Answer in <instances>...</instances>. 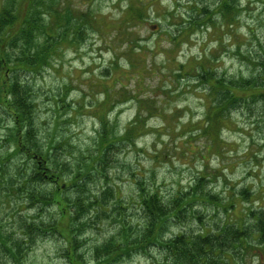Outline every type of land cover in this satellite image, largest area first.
<instances>
[{
	"label": "rangeland",
	"instance_id": "374dc122",
	"mask_svg": "<svg viewBox=\"0 0 264 264\" xmlns=\"http://www.w3.org/2000/svg\"><path fill=\"white\" fill-rule=\"evenodd\" d=\"M11 1L0 0V9ZM220 1L41 0L61 15L53 30L57 39L46 42L52 51L48 64L18 79L30 89V133L45 149V167L54 176L47 180L48 190L57 183L63 188L57 198L78 214L63 216L61 206L46 205L44 225H57V232L48 229L34 242L21 236L26 246L2 253V264H71L63 236L69 238L72 228L78 230L77 261L98 264L95 247L117 236L124 224L135 232L146 227L145 192L158 193L166 203L199 188L200 177L205 193L230 208L232 219L241 220L245 209L264 211V101L259 96L264 72L255 67L264 57V0H234L231 17L216 15L208 28L186 26L197 16L192 4ZM66 18L70 28H64ZM207 69L238 86H256L247 92L239 88L238 95L252 98L216 125L208 119L212 97L201 80ZM0 119H6L1 111ZM2 124L0 134L5 135ZM102 133L111 149L98 146ZM98 153L105 160L102 168L95 166ZM244 189L253 193L248 201L240 195ZM91 191L99 197L96 203L105 202L103 210L90 200ZM204 205L195 209L214 227L224 213ZM10 210L2 215L18 237L22 233ZM215 210L219 214L211 219ZM72 218L77 219L70 228ZM193 223L188 217L174 222L170 235L197 230L200 226ZM156 245L138 244L104 264H169ZM248 253L243 264H264V243Z\"/></svg>",
	"mask_w": 264,
	"mask_h": 264
},
{
	"label": "trees",
	"instance_id": "16d2710c",
	"mask_svg": "<svg viewBox=\"0 0 264 264\" xmlns=\"http://www.w3.org/2000/svg\"><path fill=\"white\" fill-rule=\"evenodd\" d=\"M23 2H26L28 6L26 8L21 6L18 9ZM233 2L234 0H221L215 5L192 4L190 7L196 10L197 16L187 21L186 26L208 28L214 22L213 18L216 15L224 18L231 17L234 12ZM129 10L132 12L134 6H130ZM52 17H55L54 21ZM49 18H51L50 21H48ZM60 18V13L54 9L52 3L43 4L41 0H12L0 9V111L6 118L0 119V122L2 124L5 120L10 121L5 126L2 124L7 133L0 134V256L2 253L11 255L13 250L21 252L26 246V238L34 242L33 238L46 233L48 229L51 233L57 232V225L50 227L44 225L42 215L46 212L44 209L46 205H55L59 208L61 206L63 216L67 215V212L70 217L78 214L77 210L75 213L69 208L65 209V206L69 204H62L57 198L59 193L56 191L60 192L63 189L59 188L57 183V187L54 186L52 191L48 190L47 180L54 176H51L50 169L45 167L47 166L45 149L38 141H35V137L30 133L31 100L27 96L30 89L18 79V75L22 72L38 71L48 64L52 51L51 46L46 42L57 39L53 30L60 23ZM226 23L228 27L232 26L227 21ZM72 25L70 22L67 24L66 18L64 28H70ZM76 32H71V35L75 37ZM255 67L264 72V57ZM202 73L201 80H206L209 94L212 97L208 119H212L213 125L223 119L224 114L232 111L237 105L240 107L245 105L252 98L253 95L245 97L238 95L239 88L245 92L254 91L256 88V86L250 87L249 83L238 86L227 82L223 77L216 76L213 70L207 69ZM259 96L264 101V85L261 87ZM101 121L104 124L103 119ZM131 131L132 129L125 136L129 137ZM100 137L98 146L101 145L102 149H111L112 143L105 141L107 137L103 133ZM97 156L95 166L102 168L105 160L101 159L100 153ZM95 166L93 170L96 169ZM91 171L88 169L87 173ZM87 178L89 181L92 180ZM204 179L200 177L199 182L202 183L199 188L192 187L186 193H178L173 197L172 202L161 201L159 194L151 190L145 192L141 206L145 207L147 214L146 227L135 232L133 226L124 224L117 236H111L102 245L95 247L96 262L98 264L115 262L118 257L129 253L131 248L145 243V245L159 244L156 246L164 251L169 264H243L249 254V249L256 244L264 243V211L242 209L244 217L241 220L232 219L230 208L222 204L217 196L205 193ZM201 190L203 193H200ZM89 195L92 196L90 200L95 203L96 209L103 210L105 202L96 203L99 197L92 194V191ZM196 195L203 196L195 199ZM240 195L248 201L253 193L251 190L244 189ZM77 196H80V193L77 192ZM14 201L17 205L12 207ZM225 202L232 201L229 199ZM198 203H202L203 207L206 203L221 208L224 217H220L217 222L213 223L214 227L208 225L205 216L199 209H195ZM22 208L29 212L32 211V216L28 213L23 214ZM7 210H10V214H14L11 218H15L18 223L19 231L22 233L18 237H13L11 233L13 231L9 228V223L5 222L7 219L5 220L2 215ZM218 211L215 210L214 215L210 216L211 219L219 214L215 215ZM187 217L192 224L196 221L200 227L197 230L188 229L176 235L172 233L170 235L171 225ZM115 219L119 220L117 216ZM74 220L72 218L70 228ZM77 231L76 228H72V232L68 233L69 238L63 236L71 264H82L76 259L79 244ZM131 234L138 235L135 237ZM21 236L26 238H20ZM0 264H2L1 257Z\"/></svg>",
	"mask_w": 264,
	"mask_h": 264
}]
</instances>
